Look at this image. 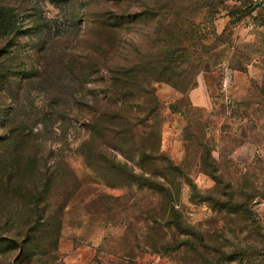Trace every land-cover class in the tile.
Returning a JSON list of instances; mask_svg holds the SVG:
<instances>
[{
  "label": "rangeland",
  "instance_id": "rangeland-1",
  "mask_svg": "<svg viewBox=\"0 0 264 264\" xmlns=\"http://www.w3.org/2000/svg\"><path fill=\"white\" fill-rule=\"evenodd\" d=\"M116 106L125 121L102 115ZM246 193L250 218L229 213ZM263 248L264 0H0V264H264Z\"/></svg>",
  "mask_w": 264,
  "mask_h": 264
},
{
  "label": "trees",
  "instance_id": "trees-1",
  "mask_svg": "<svg viewBox=\"0 0 264 264\" xmlns=\"http://www.w3.org/2000/svg\"><path fill=\"white\" fill-rule=\"evenodd\" d=\"M168 53H170V55L172 54H175L176 52L179 51V49H173L172 52H170L169 48H168ZM138 66V65H137ZM137 66H136V63H132V62H127L123 65H121L120 67H118L119 70H117V72L114 74V76L112 77V80H113V83L112 85H110V91H109V95L110 97H112L111 99L114 100L115 97H119L121 95V90L118 88V85H117V82H125V86H127V84L131 81L130 78H131V75L134 73V72H139L138 69H137ZM115 71H116V68H115ZM117 74V75H116ZM139 78V77H138ZM142 78V77H141ZM140 78V88L139 89V93L143 94V96H149V99L152 100L153 104L151 105L150 110H154V106H156V101H155V98H150L152 96V89L149 88L148 84H146V82H143V79ZM110 100V99H109ZM118 101V100H117ZM114 104L116 105V101L114 102ZM114 112L116 114V116L118 117V119L120 120H126L125 116H123L122 114H120L117 110V106H116V109L115 111L112 110L111 112H107L105 110V112H103L102 115H107V114H111L112 117H109L107 120L109 121H112V118H113V121H116L115 118H114V114L112 113ZM123 127H120L118 128L117 131H122V132H125L128 128L125 127V125H122ZM153 131H151L150 134H152ZM152 145V144H150ZM150 145H147V144H143L142 146H140V151L139 152V155H140V158L141 159H146V157H154L152 156L153 152H156L157 151V147H154V146H150ZM148 152V153H147ZM150 153H152L151 155H149ZM203 161V160H202ZM180 167L176 166L175 167V170H180L179 169ZM252 198V195L251 193H246L244 195V203L243 201H237L235 200L236 197L233 196V194H229V197L227 199V205H228V208H227V211L229 213H233V214H240V215H244L245 213H247V215H244V218L245 219H249L251 214L249 212V208H246V202L249 201L250 199ZM243 207H244V210H243ZM251 237V236H250ZM198 245H202V247L204 248V251L202 253H200L201 257H204V258H207V255L210 253L208 251V248L207 246L205 245L204 242H202V244H199ZM173 246V245H171ZM193 248H195L194 250L195 251H198V247L196 246H191ZM261 250H264L261 249ZM225 260L227 261H230L231 258L230 256L227 257Z\"/></svg>",
  "mask_w": 264,
  "mask_h": 264
}]
</instances>
